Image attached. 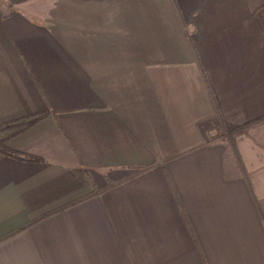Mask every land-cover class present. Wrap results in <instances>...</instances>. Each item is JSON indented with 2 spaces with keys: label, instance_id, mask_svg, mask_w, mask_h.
Wrapping results in <instances>:
<instances>
[{
  "label": "crops",
  "instance_id": "obj_1",
  "mask_svg": "<svg viewBox=\"0 0 264 264\" xmlns=\"http://www.w3.org/2000/svg\"><path fill=\"white\" fill-rule=\"evenodd\" d=\"M263 4L0 0V264H264Z\"/></svg>",
  "mask_w": 264,
  "mask_h": 264
},
{
  "label": "trees",
  "instance_id": "obj_2",
  "mask_svg": "<svg viewBox=\"0 0 264 264\" xmlns=\"http://www.w3.org/2000/svg\"><path fill=\"white\" fill-rule=\"evenodd\" d=\"M257 12L262 20V23L264 25V4L261 5L260 7H258L257 9ZM46 114V113H45ZM45 114H39L37 115L34 119H37V118H41L43 117ZM33 119V120H34ZM32 120V121H33ZM260 120V119H258ZM258 120H255L253 122H256ZM216 136V135H215ZM0 150H2L3 152H5L6 154L8 155H11V156H14V157H17V158H21V159H26V160H41V157L38 156V155H34V154H30V153H24V152H21L17 149H14V148H10L8 146H5V145H1L0 146ZM142 169H138L137 172L141 171ZM121 180H112L108 185H106L105 187H102L100 189H97L96 191H100V190H103L104 188H107L108 186L110 185H113V184H116V183H119Z\"/></svg>",
  "mask_w": 264,
  "mask_h": 264
}]
</instances>
